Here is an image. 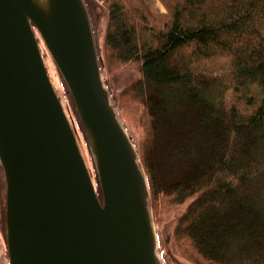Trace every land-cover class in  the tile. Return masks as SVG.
Masks as SVG:
<instances>
[{
  "label": "trees",
  "instance_id": "1",
  "mask_svg": "<svg viewBox=\"0 0 264 264\" xmlns=\"http://www.w3.org/2000/svg\"><path fill=\"white\" fill-rule=\"evenodd\" d=\"M101 1L103 68L139 72L114 100L149 115L140 156L153 210L191 201L173 251L264 264V0H160L165 13L151 0ZM167 167L179 172L164 181Z\"/></svg>",
  "mask_w": 264,
  "mask_h": 264
},
{
  "label": "water",
  "instance_id": "2",
  "mask_svg": "<svg viewBox=\"0 0 264 264\" xmlns=\"http://www.w3.org/2000/svg\"><path fill=\"white\" fill-rule=\"evenodd\" d=\"M0 164L9 264H166L146 171L105 84L87 0H0ZM173 232L161 230L163 255L191 264L174 253Z\"/></svg>",
  "mask_w": 264,
  "mask_h": 264
},
{
  "label": "rangeland",
  "instance_id": "3",
  "mask_svg": "<svg viewBox=\"0 0 264 264\" xmlns=\"http://www.w3.org/2000/svg\"><path fill=\"white\" fill-rule=\"evenodd\" d=\"M153 5L157 10L160 12H164V6L161 3L160 0H151ZM92 3L95 5V9L92 10L93 12V22L95 23V29L96 34L99 42H101V38H103L104 32H105V26H106V18L105 13L103 10V2L101 0H92ZM91 6V5H90ZM95 12V14H94ZM100 15L101 17L96 23V16ZM40 44L44 52V57L47 62V67L51 76V79L55 85V88L59 94L60 99L66 104L68 102V105L70 108L72 107V101L69 100V98L65 95L64 86L62 84V79L60 78V75L58 74L57 68L55 64L53 63L50 55L46 51V46L44 42L40 39ZM180 56L187 57V53H179L177 56V60ZM213 64V63H212ZM105 79L107 81V84L110 86V90L113 92V96L116 97L119 95L120 92L133 82H135L137 79H139V72L136 69H127L122 72L116 71L115 73H109V71L106 69L104 71ZM122 107H120L119 114L122 119V121L125 124V127L128 129L130 134L134 137L136 140V143L138 147L141 148L144 144V142H148L150 139V132H149V115L147 114L146 109H144L143 106L138 105L137 103H134L132 106H128V103L130 100L127 97L120 98ZM149 133V134H148ZM264 140V139H263ZM157 153L159 157H162V145L158 144L156 146ZM84 153L88 160V164L90 165L92 171L93 166L91 163V158L87 150V146L84 145ZM172 167H167L164 170V174L166 175V179L163 178L164 181L169 180V178L172 175H177L179 170L178 169H170ZM171 170V171H170ZM178 171V172H177ZM93 175L95 176V173L93 171ZM96 178V176H95ZM4 188V187H3ZM4 194V192H3ZM191 202V201H190ZM185 206H170L166 208L162 203L157 204L154 211L155 221H156V227L158 233H161V230L165 227H168L169 229H172L174 231V227L176 223L178 222V219L180 217L181 212L184 210ZM176 254V253H175ZM183 262L185 263H191L188 258L183 257L179 254H176ZM194 264V263H193Z\"/></svg>",
  "mask_w": 264,
  "mask_h": 264
},
{
  "label": "flooded vegetation",
  "instance_id": "4",
  "mask_svg": "<svg viewBox=\"0 0 264 264\" xmlns=\"http://www.w3.org/2000/svg\"><path fill=\"white\" fill-rule=\"evenodd\" d=\"M1 171L0 164V264H9V251L6 237V207L3 196L4 188Z\"/></svg>",
  "mask_w": 264,
  "mask_h": 264
},
{
  "label": "bare ground",
  "instance_id": "5",
  "mask_svg": "<svg viewBox=\"0 0 264 264\" xmlns=\"http://www.w3.org/2000/svg\"><path fill=\"white\" fill-rule=\"evenodd\" d=\"M43 50V49H42Z\"/></svg>",
  "mask_w": 264,
  "mask_h": 264
}]
</instances>
